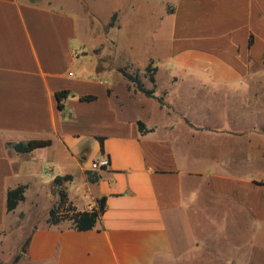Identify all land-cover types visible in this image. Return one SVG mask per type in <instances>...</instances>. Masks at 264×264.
I'll return each mask as SVG.
<instances>
[{
    "label": "crops",
    "instance_id": "obj_1",
    "mask_svg": "<svg viewBox=\"0 0 264 264\" xmlns=\"http://www.w3.org/2000/svg\"><path fill=\"white\" fill-rule=\"evenodd\" d=\"M263 179L264 0H0V243L25 231L19 264H264ZM54 188L79 212L105 198L92 230L28 226Z\"/></svg>",
    "mask_w": 264,
    "mask_h": 264
},
{
    "label": "trees",
    "instance_id": "obj_2",
    "mask_svg": "<svg viewBox=\"0 0 264 264\" xmlns=\"http://www.w3.org/2000/svg\"><path fill=\"white\" fill-rule=\"evenodd\" d=\"M150 69H148V72ZM123 76L130 82H133L136 85V88L138 91L143 93L146 97H152L153 96V90H144L140 81L137 79V77H132L126 73H122ZM150 82L153 83L154 80L150 76L149 77ZM67 92H59L56 94V99L58 102V108H62L61 105L59 104L61 99L63 97L67 96ZM95 98L93 96H86V97H80V101H93ZM158 102L161 104V99H157ZM139 130L141 133H144L146 130L144 126L139 123ZM99 143H100V152L103 153V139L99 138ZM49 142H29L26 144H10L9 148L15 150L18 153H25L28 151H31L36 148L40 147H45L48 146ZM70 176H64V177H56L53 181L55 187H59L62 185L63 182H66L70 180ZM97 180L96 177L90 178L91 182H95ZM24 192V187L19 186L14 190H11L7 193V200H6V209L8 212L13 211L18 202L24 200L23 196ZM57 195H58V201L50 208L49 213H48V219L47 222L50 225H58L61 222L68 221L70 222L71 227L74 230L77 231H87V230H92L96 222L99 220V218L102 216L105 208V198L102 197L101 199L97 200L96 203V208H92L89 211H83L79 212L76 211L75 208L71 205V203L68 202L66 193L62 190H57ZM27 246V241L22 249V253H25Z\"/></svg>",
    "mask_w": 264,
    "mask_h": 264
},
{
    "label": "rangeland",
    "instance_id": "obj_3",
    "mask_svg": "<svg viewBox=\"0 0 264 264\" xmlns=\"http://www.w3.org/2000/svg\"><path fill=\"white\" fill-rule=\"evenodd\" d=\"M96 52H99V50H97ZM105 59H107V61H110V53L107 54V57H103L101 60L103 62H105ZM74 173V184L76 186H81V178L78 174ZM54 174L52 175H48V176H44V182L47 184V187L50 188L51 185L53 184V180L54 178H52ZM264 181V179H263ZM263 183V182H262ZM264 184V183H263ZM54 186V185H53ZM55 187V186H54ZM52 192L54 194H57L56 189L54 188V190H52ZM52 204V198L50 197V195H44L43 198L40 199L39 204L36 208H28L27 205H25L24 210L27 213V224L28 226L34 224L36 221L39 222V224L45 222L48 213H49V206ZM70 224V223H68ZM37 225V224H36ZM205 232L204 233H208L211 232L212 230L210 229V227H206L205 228ZM19 233V232H18ZM194 234L196 237H201L202 236V232L200 231H194ZM26 233L25 231L22 232V235L19 237V235H16L15 233H12L8 236H5L6 238L3 240V242L0 243V264H19L20 258L22 257V249L26 243L27 240L26 239ZM24 241L23 245L20 247V249H16V247L21 243V241ZM188 241V240H187ZM190 244V242H189ZM230 243H222L219 241L218 238L212 240L211 242H209L208 248L209 249H213V251H215L217 248H221L223 250L224 253L228 254L230 252ZM212 256H210L209 254H204V256H200V259H195L193 261L188 262L187 264H218L217 261H215V257H213L214 259H211ZM186 260V259H184ZM212 260V261H211ZM183 263L185 261H182ZM182 262H180V264H183ZM185 264V263H184ZM241 264H248V263H241Z\"/></svg>",
    "mask_w": 264,
    "mask_h": 264
},
{
    "label": "built area",
    "instance_id": "obj_4",
    "mask_svg": "<svg viewBox=\"0 0 264 264\" xmlns=\"http://www.w3.org/2000/svg\"><path fill=\"white\" fill-rule=\"evenodd\" d=\"M109 166V160L107 157L102 156L97 161H93L90 166V171L95 172L100 169L107 168ZM264 183V181H263Z\"/></svg>",
    "mask_w": 264,
    "mask_h": 264
}]
</instances>
